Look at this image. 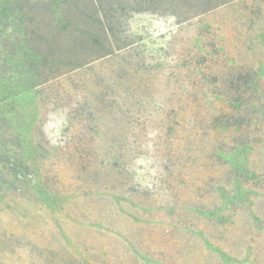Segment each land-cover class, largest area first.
I'll return each mask as SVG.
<instances>
[{
	"label": "rangeland",
	"instance_id": "obj_1",
	"mask_svg": "<svg viewBox=\"0 0 264 264\" xmlns=\"http://www.w3.org/2000/svg\"><path fill=\"white\" fill-rule=\"evenodd\" d=\"M123 36L42 86L0 74V264H264V0Z\"/></svg>",
	"mask_w": 264,
	"mask_h": 264
},
{
	"label": "trees",
	"instance_id": "obj_2",
	"mask_svg": "<svg viewBox=\"0 0 264 264\" xmlns=\"http://www.w3.org/2000/svg\"><path fill=\"white\" fill-rule=\"evenodd\" d=\"M230 1L0 0V74L25 75L30 87L42 86L128 47L123 34L135 13L189 18ZM26 50L29 61L20 70L16 60ZM9 88L0 85V102L7 99Z\"/></svg>",
	"mask_w": 264,
	"mask_h": 264
}]
</instances>
